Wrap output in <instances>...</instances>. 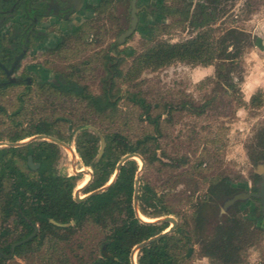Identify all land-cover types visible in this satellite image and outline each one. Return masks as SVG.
Returning a JSON list of instances; mask_svg holds the SVG:
<instances>
[{"label": "rangeland", "instance_id": "rangeland-1", "mask_svg": "<svg viewBox=\"0 0 264 264\" xmlns=\"http://www.w3.org/2000/svg\"><path fill=\"white\" fill-rule=\"evenodd\" d=\"M175 1L180 10L186 7L183 0L172 3ZM212 12L214 14L210 19L214 20L202 30H210L215 41L224 37L230 29H237L242 34L237 35L239 45L234 44L235 40L226 44L228 53L234 54L237 49L241 51L236 60L237 68L224 71L231 80L218 78L219 61L208 67L176 62L158 70L146 69L132 79L128 73L135 57L155 42L186 41L201 30L193 27L189 21H183L181 14L155 18L140 15L137 32L117 49L121 51L118 57L121 61L118 66L120 75L115 76L111 83L112 99L117 106L115 115L109 119L98 116L82 99L65 96L51 86L36 84L23 98L18 97L28 91L23 85L10 87L2 91L0 97L3 109L0 112V142H9V136L31 130L34 123L41 120L51 123L61 136L73 139L70 143L65 142L68 147L60 146L57 170L66 176H74L77 175L76 171L85 170L76 188V191H82L79 186L92 170L84 166L76 150L75 140L80 133L78 127L85 125L92 133L120 132L132 142L146 134H154V126L128 98L130 93H140L153 105L154 115L161 117L157 160L153 164H145V169L139 172L143 188L149 185L153 189L157 198L171 209V216L185 232L192 229L197 208L204 206V229L191 235L204 239L216 236L222 211L226 209L223 200L210 199L212 181L227 177L251 189L258 188L260 182L259 179L257 181V168L250 154H256L261 143L264 144V106L252 107L251 98L256 94L264 97V0H221ZM111 13L104 15L103 26H99L93 41H90L92 37H87L77 42L76 46H70L63 53L64 59L48 61L47 65L59 73L64 68L70 70L69 65L84 62L77 80L81 87H86L87 92L97 96L103 95L108 88L106 80L111 75L105 57L111 54L121 27L115 21L111 28L109 19H118L117 9ZM153 25L160 35L149 41L148 34L152 32L150 27ZM113 55L116 56L114 51ZM32 61L46 66L45 57L28 58L25 63ZM21 105L20 113L13 115ZM32 138L24 143H30ZM136 160L141 169L142 161ZM23 168L26 169L24 165ZM84 192H81V196H84ZM246 215L236 214L232 210L226 216L246 219ZM140 216L142 219H153L142 214ZM5 230L11 239L21 234L13 231L11 221L5 223L0 218V234ZM106 234L107 231L103 229L89 226L83 233V239H86L88 247L98 252L99 243ZM3 239L0 246L7 247L8 242ZM244 240L242 264H264V232L258 238ZM199 249L200 246H196L193 264H209L207 259H199L202 253ZM134 255L138 257L139 251H135ZM96 256L101 257L99 253ZM31 257L7 259L3 264H41L43 256Z\"/></svg>", "mask_w": 264, "mask_h": 264}, {"label": "trees", "instance_id": "trees-1", "mask_svg": "<svg viewBox=\"0 0 264 264\" xmlns=\"http://www.w3.org/2000/svg\"><path fill=\"white\" fill-rule=\"evenodd\" d=\"M217 3L220 0H209ZM186 3V0H183ZM188 12V9L183 11ZM206 6H201L205 12ZM165 17L174 15H162ZM182 20L189 21L191 15H181ZM213 15H193L191 25L201 29L198 34L186 41L171 43L157 41L143 53L137 55L128 75L133 79L146 69L158 70L176 62L212 66L218 61V78L231 80L224 71L237 68L240 49L236 53H228L226 45L230 40L234 44L240 43L237 35H242L237 29H230L227 34L215 41L210 30H202L213 19ZM148 34L149 41L156 39L160 32L151 27ZM159 32V33H158ZM128 54V53H127ZM130 55V54H128ZM222 84V83H221ZM219 82L220 87H222ZM57 91L72 93L81 97L98 116L110 118L117 113V106L107 97L94 96L84 88L75 84L58 86L50 84ZM264 96V95H263ZM129 100L142 110V116L154 126V134H146L143 138L132 142L120 132L92 133L87 126L80 125V133L75 140L78 155L85 167L93 172L91 184L85 193H91L109 184L117 171L118 164L128 154H137L145 161L146 166L157 160L159 137L161 136L160 116L154 115L153 105L140 93H130ZM254 108L264 106V97L256 94L251 98ZM22 105L13 115L20 113ZM37 135L56 137L63 142L70 143L72 137L66 139L61 136L55 127L41 120L34 123L31 130L17 133L8 137L9 142H20ZM104 152L99 157L100 151ZM32 155L36 162L41 164L37 172H32L26 165L28 156ZM61 157V147L51 141L35 140L21 148H4L0 151V196L3 197L2 215L4 222H8L10 211L17 212L15 223L23 224L31 233L32 224H40L39 233L28 243L16 248V256L35 255L43 256L41 264H131L130 256L133 249L144 241L164 232L169 224H146L137 215L134 208L135 182L140 170L137 160L127 161L120 169L114 182L107 190L88 197L83 202H76L75 190L81 176L61 175L57 170V163ZM253 163L264 159V144L256 154H250ZM29 172H26L22 166ZM238 188L230 180L219 178L212 181L210 194L230 196ZM139 212L149 218H160L172 215L171 209L157 198L153 189L140 185ZM152 210V211H151ZM247 213V211H245ZM244 212V213H245ZM245 213V214H246ZM250 218V217H249ZM233 217L231 224L220 227L216 236L220 239L212 242V247L203 252L216 260H223L225 264L243 263L244 238H258L264 230L256 224L255 220ZM51 220L67 227H58ZM197 223L202 224L200 217ZM89 226H95L107 231L99 243L98 252L88 247L83 233ZM184 233L181 228L161 240L156 241L139 251L138 264H186L184 257L176 253V246L180 243L177 235ZM243 237L236 244V239ZM107 250L102 255V247ZM11 244L5 248L9 252ZM46 250V253L44 252ZM44 252V254H42ZM101 255L97 257L96 254ZM191 253V252H190ZM189 253V254H190ZM5 260H1L3 264ZM217 264H220L218 261Z\"/></svg>", "mask_w": 264, "mask_h": 264}, {"label": "flooded vegetation", "instance_id": "flooded-vegetation-1", "mask_svg": "<svg viewBox=\"0 0 264 264\" xmlns=\"http://www.w3.org/2000/svg\"><path fill=\"white\" fill-rule=\"evenodd\" d=\"M173 1L174 0H0V97L2 91L19 85H23L24 88L28 90L25 93H21V95L18 96L19 98H23V96L27 94L29 90H32L36 84H42L46 86H51V83H54L58 86L75 84L79 88H84L87 91L86 87H81L77 80V74L80 72L84 62L81 61L79 64L69 65L71 68L70 70L64 68L58 73L51 70L47 66L49 63L48 61H57V59L59 60L60 58L64 59L65 56L63 53L67 50V48L73 45L76 46L77 42H81L87 37H92L90 41H93L94 35L96 36L98 34L99 26H103V23L101 22L104 15H112L111 12H113L114 9H117L118 19L110 17L109 23L111 28L114 27L115 21L119 22L121 27L119 29V37L111 48V54H108L105 57V59L108 61L107 69L111 76L106 80L108 88L103 95H100V97L109 98L112 103H114L112 99L111 83L115 76L120 75L118 66L120 65L121 61L118 57L119 52L121 51H118L117 49L123 44L119 43V38L123 33L127 32L131 28L132 15H137L138 17V25L135 31L136 33L140 25V15H151L154 16V18L157 16L162 17V15H191L189 19V22L191 23L193 15H213V7L217 6L221 0L213 4L210 3L209 0H186L185 9H188V12H186V10L183 11V9L180 10L177 6V1H175L174 4L172 3ZM201 6H206L207 10L202 12ZM126 41L124 43H126ZM113 51L116 53V56L113 55ZM39 56L46 58V66L45 64L35 63L36 61H32V63H25L28 58L34 59L38 58ZM86 64H88V62H86ZM54 67L58 68L56 65ZM59 92L65 96H74L81 99V97L72 93H65L64 91L60 90ZM2 110V106L0 105V112ZM24 141L25 140L20 141V143ZM26 144L27 143L16 147H5L21 148ZM3 147L4 146H0V151L3 149ZM30 156L32 155L28 156L26 165L30 171L37 172L40 169L41 164L36 162L32 156L34 163L40 164L39 168L32 169L29 166ZM254 164L257 168L255 171L257 181L258 179L260 180L258 188H252V190L250 187H247V185L244 186L242 183H235L229 179L230 183L234 187L238 188L239 191H236L230 196H225L224 194L215 196L210 194L209 187L210 199L223 200L224 207L226 201L230 198H233L237 194L247 193L249 195V197L240 199L233 205L225 208L226 210L224 212L222 211L223 216L219 220L216 232H218L220 227H227V225L231 224L232 217H228L226 215L228 212L230 214V211L232 210L236 214H245V211H247L246 214L250 215L247 216L245 214L246 217H250L249 219L255 220L256 224L264 230V205L262 199L256 196L259 195L261 191L260 183L263 180V173L259 170V166L264 165V159ZM29 170L27 168L25 169L26 172H29ZM85 183V180H83L80 186L82 187ZM88 186L84 188L86 189ZM253 186L254 185H252V187ZM88 194L84 192V196ZM2 200L3 197L0 196V218L2 222H4L3 217H5V215H2L1 213L3 208ZM203 207L204 206L197 208L195 215L193 216L192 229H189L186 232L184 231L183 227H181V224L174 218L177 221V227L171 233L179 230V228L184 231L182 236L177 235V240H180V243H178L176 246V253L179 257L185 258L186 264H193L196 246H200L199 251L202 253L199 259H207L209 264H217V261L220 264H225L223 260H216L203 252L204 250L211 248L213 245L212 242L220 239V237L212 236L211 239L209 237L204 239L191 235L196 232L200 233L204 229L205 220L203 218ZM9 214L10 218L7 220L8 222L11 221L13 223V231L15 233L21 232V234L16 239H11L10 234H8L6 230L1 232L0 241H4L3 238H5L8 244H11V247L9 252H7L5 249L6 247L0 246V261L2 259L10 260L16 258V248L19 246L15 248L14 256L10 259L8 258L12 253V246L30 237L37 228V231L33 236L34 238L39 233L40 228L39 223L32 224L33 231L29 233L28 229L23 224L17 225V223H15L17 212L10 211ZM140 214L141 213L139 212V215ZM168 216L171 215L155 218V221ZM197 217L202 219V224L197 223ZM157 224H169L165 231H168L173 226L171 222ZM235 239L237 246H239L238 241L240 239ZM134 249L130 256L131 264V257ZM106 250L107 246L104 245L102 247V255L106 252ZM135 263H138V257H136Z\"/></svg>", "mask_w": 264, "mask_h": 264}, {"label": "water", "instance_id": "water-1", "mask_svg": "<svg viewBox=\"0 0 264 264\" xmlns=\"http://www.w3.org/2000/svg\"><path fill=\"white\" fill-rule=\"evenodd\" d=\"M137 25H138V17L137 15H132V26L131 28L123 33L120 38H119V43L120 44H123L130 36H132L136 29H137ZM35 140H49L51 142H54V143H57L61 146H64V147H68V145L65 143V142H62L61 140L57 139V138H54V137H50V136H46V135H37L35 137H33L31 139V141H35ZM30 141V142H31ZM25 144L24 142H19V143H13V142H0V146H8V147H16V146H20V145H23ZM104 147L105 145L103 144V147L100 151V154H99V157H101L103 155V152H104ZM132 159H140L142 161V167L140 169L139 172L143 171L145 169V161L142 159V157H140L139 155L137 154H128L126 155L122 160L121 162L118 164V167H117V171H116V174L114 175L113 179L109 182L108 185H106L105 187L101 188V189H98L96 191H93L92 193L88 194V195H85V196H81V192L84 191L85 188L82 189V191H76L75 193V201L80 203V202H83L85 201L88 197L90 196H93V195H96L98 193H101L105 190H107L112 184H114L119 172H120V169L121 167L129 160H132ZM29 166L32 168V169H37L40 167V164H35L34 161H33V157L30 156L29 157ZM259 170L263 173V180L262 182L260 183V187H261V191H260V194L259 195H256L257 197H260L263 201V205H264V165H260L259 166ZM90 172V171H89ZM77 175H81L84 173V171H76ZM140 173H138L137 175V178H136V182H135V193H134V208L137 212V215H138V218L143 222V223H146V224H157V223H167V222H171L173 224V226L171 227V229H169L168 231H165L153 238H150L149 240L147 241H144L142 242L141 244H139L135 249H134V252L135 251H139L141 249H143L144 247H147L148 245L156 242V241H159L161 240L163 237L167 236L168 234H170L171 232H173L176 227H177V221L171 217V216H168V217H165V218H162V219H158L157 221H154V222H148V221H145L144 219H142L139 215V210H138V206H139V190H140ZM93 179V176H92V173H91V180L90 182L88 183V185L91 183ZM87 185V186H88ZM246 197H249V195L247 193H242V194H237L235 195L233 198H230L226 201L225 203V208H228L229 206L233 205L236 201L240 200V199H245ZM51 222L58 226V227H67L68 225L66 224H60V223H57L55 222L54 220H51ZM37 231V228L35 229V232L30 236L28 237L27 239L21 241V242H18L16 244H14L12 246V253L11 255L8 257L9 259L12 258L15 254V248L17 246H21L25 243H27L29 240H31L33 238V236L35 235ZM134 252L132 254V257H131V260H132V264H136L135 263V260H134Z\"/></svg>", "mask_w": 264, "mask_h": 264}, {"label": "bare ground", "instance_id": "bare-ground-1", "mask_svg": "<svg viewBox=\"0 0 264 264\" xmlns=\"http://www.w3.org/2000/svg\"><path fill=\"white\" fill-rule=\"evenodd\" d=\"M74 158V157H73ZM75 159V158H74ZM76 161V160H75ZM85 171V170H84ZM86 172H88V170L86 171ZM91 173H87L86 174V177H85V184L82 186V189L84 188V187H86L87 185H88V183L90 182V180H91V175H90ZM79 187H81V186H79ZM145 221H148V222H152L153 221V219H144ZM154 222V221H153ZM136 254V253H135ZM135 259H136V256H135ZM134 259V260H135ZM138 264V263H137Z\"/></svg>", "mask_w": 264, "mask_h": 264}, {"label": "crops", "instance_id": "crops-1", "mask_svg": "<svg viewBox=\"0 0 264 264\" xmlns=\"http://www.w3.org/2000/svg\"><path fill=\"white\" fill-rule=\"evenodd\" d=\"M262 88V87H261ZM264 88V87H263ZM252 95H253V93H252Z\"/></svg>", "mask_w": 264, "mask_h": 264}]
</instances>
